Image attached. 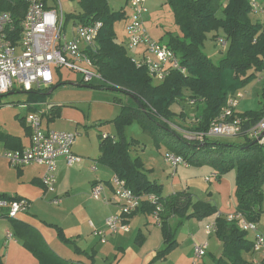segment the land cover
Wrapping results in <instances>:
<instances>
[{
    "label": "trees",
    "instance_id": "16d2710c",
    "mask_svg": "<svg viewBox=\"0 0 264 264\" xmlns=\"http://www.w3.org/2000/svg\"><path fill=\"white\" fill-rule=\"evenodd\" d=\"M166 3L181 35L166 32L162 39L179 56L187 75L174 72L162 83L153 82L146 69L137 68L122 43L117 42L114 27L116 23L125 21L127 13L124 8L114 11L107 0H80L81 12L77 16L67 17L68 21L76 19L72 21L82 24L94 21L103 23L97 39V53L92 55L104 82L100 88L123 93L128 101L122 105L121 114L113 121L120 139H103L101 135L98 161L110 168L137 197L152 195L161 205L158 217L166 248L158 253L157 259L166 258L178 246L170 228L171 218L182 216L185 220H204L218 214V208L211 202L195 201L187 191L164 197L163 186L150 180L142 160L131 157L130 143L122 135L126 124L138 121L146 131L156 128L169 132L184 144L182 147L175 146V152L183 156L189 165L208 164L215 169L219 178L235 172L236 213L246 221L257 224L264 213L263 145L245 135L240 136L245 141L239 145L210 138L202 142L188 141L172 127L175 126V118L186 119L182 113L176 114L173 106L188 100L203 106L190 131L208 133L211 123L227 106L229 97L236 95L259 73H264V25L252 21L248 0H166ZM28 7L26 0H0V12H10L16 26L25 18ZM220 13L222 17L218 16ZM221 31L223 36L219 37ZM213 32L217 33L213 36L215 41L222 38L227 43L226 56L219 64H215L203 52L205 41ZM81 83L84 84L83 81ZM63 84L58 81L43 92L27 93L28 101L44 102L49 92ZM51 109L49 122L60 117V108ZM238 115L248 119L244 127L249 128L260 122L264 109ZM20 123L29 131L25 118L20 119ZM1 139L5 144L13 140L14 148L21 149L15 138L4 135ZM0 198L16 199L6 195H0ZM140 210L154 215L157 208L145 200ZM137 211L128 216L126 224ZM11 222L15 223V220ZM215 223V235L222 243V253L214 264H249L243 255L255 253L253 239H249L248 233L235 220L219 216ZM57 230L62 237L61 229ZM29 249L39 264H74L53 255L49 257L33 246Z\"/></svg>",
    "mask_w": 264,
    "mask_h": 264
},
{
    "label": "built area",
    "instance_id": "2783aa9c",
    "mask_svg": "<svg viewBox=\"0 0 264 264\" xmlns=\"http://www.w3.org/2000/svg\"><path fill=\"white\" fill-rule=\"evenodd\" d=\"M26 1L29 4L28 11L18 26L15 25L10 12H0V95L12 91L43 92L55 83L54 70L60 69L78 73L87 84L95 79L102 80L92 55L97 53V39L103 23L94 21L82 24L78 20L74 23L72 20L76 19L68 21L64 16L61 0ZM50 1L55 4L50 5ZM262 1L248 0L253 16L264 17ZM147 2L148 0H127L130 13L125 19V39L122 45L127 52H134L135 56L130 57L135 66L146 69L148 75L157 83L164 82L174 72L187 75V69L182 66L179 56L168 43L156 40L148 32L144 20L148 13ZM57 4L60 5V14L55 10ZM218 44L222 48L227 47L222 38L218 40ZM242 97L239 92L229 97L227 106L211 123L208 133L190 131L184 132L183 137L189 141L202 142L205 138H235L245 135L263 145L264 116L257 124L245 128L248 119L241 118L235 111L238 106L237 98ZM190 103L195 104L192 101ZM25 120L30 146L25 150L4 151L2 156L16 169L25 166L43 167L45 172L41 183L46 193L53 194L56 192L58 160L64 158L68 167L81 162V158L73 151L79 134L46 129L42 114L37 111L28 113ZM102 137H110L116 141L109 134H103ZM164 160L173 170L172 176L179 167H189L187 160L174 152H167ZM218 177V173H213L207 181ZM110 186L113 198L109 201L118 205L119 212L106 219V231L95 230L94 234L101 240L106 239L107 232L115 235L120 231H128V216L139 210L145 200L156 206L154 215L158 217L161 205L154 196L137 197L117 175L112 178ZM104 193L105 184L96 183L90 196L95 201H101L105 200ZM51 202L59 205L61 198L55 197ZM29 208L30 202L26 199L0 198V219L17 220L19 215L27 213ZM158 220L160 221L159 217ZM229 220L237 221L243 231L255 234L253 250L264 262V234L259 231L258 224L246 221L237 213L230 216ZM215 231V222L206 226L208 236ZM14 237L13 232H7V241L13 240ZM208 248V242L194 244L193 264H198V260L207 255Z\"/></svg>",
    "mask_w": 264,
    "mask_h": 264
},
{
    "label": "crops",
    "instance_id": "0c3cea01",
    "mask_svg": "<svg viewBox=\"0 0 264 264\" xmlns=\"http://www.w3.org/2000/svg\"><path fill=\"white\" fill-rule=\"evenodd\" d=\"M107 1L110 5L111 2ZM123 8L128 15L130 8L127 0H125V7ZM57 79V81H61L59 76H57ZM12 92L10 94L21 93L18 91ZM28 102L32 103V106L29 107L31 112L37 111L42 114L46 129L71 132L67 130H55L50 127L51 124L57 123L59 119H62L64 109L59 110L60 117L56 118L49 125L52 107L47 108L44 104L45 101L34 102L29 100ZM237 108L235 111L239 113ZM26 117L24 118L26 119ZM66 127H70L69 129L74 128L77 131L78 125ZM23 128L24 138L21 135L0 132V144L3 148L1 155L7 150L16 151L13 140H9L8 144L2 141L1 138L4 135L13 137L19 141L21 149L18 150H25L30 146L29 131L25 127ZM71 133L79 134L78 131ZM103 134H109L111 137H114V135L108 132H104ZM73 151L81 158V162L75 164L73 167H68L64 158L58 160V183L56 192L53 194L46 193L43 188L41 179L45 169L40 166H25L16 169L14 179L10 178L9 185L0 187V195L26 199L30 202L29 211L20 214L15 223L7 220L8 222L2 221L3 224H0V244L7 242L6 234L8 231L13 232L14 236H16L13 240L8 241L10 244L6 246V253L2 252V261L0 263L39 264L38 259L29 249L30 246H33L37 251L49 257L53 255L74 264H180L178 260L180 258V244L178 240L176 250L164 259H157L158 253L166 248L161 223L156 215L143 213L140 210L142 205L139 211L128 221V231H120L115 235L107 232L104 241L94 234L95 230L106 231V219L119 212L118 205L109 201L113 198V190L110 183L115 173L98 161L101 153L100 140L92 146V149L90 143L89 147L76 144L73 147ZM146 170L149 171L150 169L146 168ZM207 171V173L203 174L202 180L201 178L194 179L191 177L182 185L183 190L191 193L194 196L193 198L196 197L198 199V192H203V196H206V198L205 200L200 199V201L212 203L214 200L215 204L214 202L212 204L218 208V214L203 220V222L210 220L206 226L214 223L219 216L229 219L230 216L236 213L237 205L235 198V172L233 176L232 173H229L220 178L207 181V178L211 174L217 173L211 168H207ZM96 183L105 184V200L95 201L91 198V189ZM55 197L61 198L59 205H54L51 202ZM44 200H48L49 204L45 203ZM178 222L179 218L176 216L169 221L171 226L173 223L177 225ZM206 226L205 235L211 237L212 235L208 236L206 234ZM57 228L61 229L62 237L59 236ZM172 228L174 227L172 226ZM258 228L264 234V226L261 228L260 223H258ZM178 231L177 236H179ZM16 238L21 242H18ZM204 238L202 240L196 233L192 234L190 238L191 246L194 248L196 242H208ZM12 241L13 243H11ZM219 245L221 246V243ZM221 253L214 258V261L221 256ZM174 254H176V257L175 261L172 262L170 259ZM251 254L243 255L249 264L262 263L261 256L253 255L254 259L250 260L248 256Z\"/></svg>",
    "mask_w": 264,
    "mask_h": 264
},
{
    "label": "rangeland",
    "instance_id": "374dc122",
    "mask_svg": "<svg viewBox=\"0 0 264 264\" xmlns=\"http://www.w3.org/2000/svg\"><path fill=\"white\" fill-rule=\"evenodd\" d=\"M109 1L111 2V9L114 11H118L125 7V0ZM61 3L65 18L68 16H77L81 12L80 0H61ZM262 3L264 5V0ZM49 4L53 5L55 3L50 1ZM147 9L148 13L144 17L145 26L153 38L158 41H165L162 38L166 32L181 35L179 27L175 24L173 13L169 5H167L166 0H150L149 3H147ZM55 10L60 14V5L57 4ZM218 16L222 17V13ZM251 19L253 22H260L264 25V17L251 15ZM124 25V21H121L116 23L114 27L118 43H122L124 39ZM70 28L71 26H69V29ZM68 32L70 37V31ZM216 34V32H213L208 35L204 44L203 52L215 64H219L226 56L227 47L222 48L218 44V41L213 39V36H216ZM222 36L223 34L221 31L219 33V37ZM128 55L135 56L134 52L130 51H128ZM54 74L56 82H58L57 76H59L61 83L64 84L49 92L45 96L44 104L47 108L56 107L60 108V110L64 109V115L57 123L55 122L56 124H51L50 122V127L55 130H67L71 132L78 131L79 135L77 136L76 144L86 145L89 147L90 143L91 149L94 144L99 142L101 135L104 132L114 135L116 140H119L118 130L113 121L121 114V107L123 104L127 103L128 97L120 92L100 88L104 82L99 79H95L89 85H85V83L82 84V77L78 73L71 70H54ZM153 82L157 83L156 81ZM18 92L21 93L8 95L4 94L5 96L0 97V132L21 135V137L24 138V128L20 123V119L26 117V115L31 112L29 107L32 106V103L28 102L27 93L23 91ZM238 92H240V94L242 93L243 96L242 98H237V110L239 113H245L247 111H262L264 109V73H259L255 79L248 82L243 88L239 89ZM172 109L176 114L182 113L186 118H175V126H172L177 134L183 137L184 132H190V127L197 122L199 116L201 115L203 106L201 104H191L190 101L187 100L178 102ZM70 125H78L77 131L74 128L69 129L70 127H66ZM122 135L127 143H130L131 157L133 159H141L144 167L146 166L145 169H150L148 171V177L150 180L163 186L164 197H168L174 194V192L177 193L184 191L182 185L185 184L188 178H201L202 180L203 174L208 172L207 168L215 170L208 164L189 165L188 168L181 166L178 168L175 175L172 176L173 170L165 163L164 154L167 152L176 153L175 146H184V144L178 141L175 136L170 135L167 131L156 128L153 131H146L138 121L126 124L122 129ZM212 140L235 145L242 144L245 141L243 137H217ZM2 151L3 148L0 144V187L9 185L10 178L14 179L16 172V168L14 169V167L10 166L8 162L2 158ZM229 173H232V176L234 174V172ZM150 174L152 175L150 176ZM198 194L199 198L197 199L195 197V201H200V199L205 200L206 196H203V192H198ZM44 202L49 204L48 200H44ZM262 208L264 212V202ZM176 217L179 218V222L177 225L176 223H173L172 226L174 228H172L170 224V228L175 235V240H178L180 244L179 263L193 264L194 248L191 246L190 238L192 234L196 233L200 238H202V240L203 237H205L204 240H208L209 243L207 255L202 260H198V264H213L214 258L222 252V243L218 241L215 234H212L211 237H207L205 235V226L210 222V220L203 222V220L191 219V221H186L182 218V216ZM173 218H171V220ZM7 220L11 222L9 219H0V224H3L2 221L8 222ZM188 221L189 223H187ZM260 225L261 228H263L264 213L262 215ZM177 231L179 236H177ZM248 235L251 240L255 236L253 232H249ZM18 242L21 241L19 240ZM218 242L221 243V246ZM6 243L2 242L0 244V262L2 261V252L6 253V246L10 244L8 241ZM11 243H13V241ZM253 255L260 256L257 253H252L248 256L250 260L254 259L252 257ZM175 257L176 254L172 255L170 260L174 262Z\"/></svg>",
    "mask_w": 264,
    "mask_h": 264
},
{
    "label": "bare ground",
    "instance_id": "6f19581e",
    "mask_svg": "<svg viewBox=\"0 0 264 264\" xmlns=\"http://www.w3.org/2000/svg\"><path fill=\"white\" fill-rule=\"evenodd\" d=\"M105 194V193H104Z\"/></svg>",
    "mask_w": 264,
    "mask_h": 264
}]
</instances>
